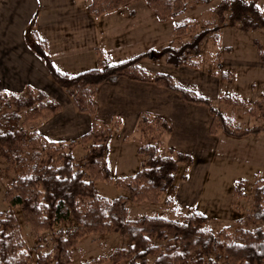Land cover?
<instances>
[{
    "label": "trees",
    "instance_id": "trees-1",
    "mask_svg": "<svg viewBox=\"0 0 264 264\" xmlns=\"http://www.w3.org/2000/svg\"><path fill=\"white\" fill-rule=\"evenodd\" d=\"M212 1L218 4L210 10V20L204 21L202 29H197L193 19L177 23L173 37L181 39L193 34L192 38L178 47L162 50L167 64L197 69L201 65L199 46L206 38L217 44L222 27L264 33V11L257 9L254 1L91 0L87 10L98 17L142 2L164 22ZM260 8L264 9V5ZM35 26L36 14L24 33L26 46L41 60L50 79L66 93L79 113L93 116L100 85L124 77L153 83L175 93L184 102L206 107L211 116L210 136L220 133L242 139L264 132V91L252 103L237 95L220 96L219 101L225 107L245 108L250 117L262 119L261 126L240 128L233 126L232 117L215 108L194 89L177 85L168 74H150L139 67L144 58H156L152 53L109 63L107 54L96 50L97 67L74 75L62 73L51 63L46 44L37 35ZM252 45L259 62L263 63V47L257 40ZM229 79L227 73L221 75V80ZM59 111L60 104L40 91L0 92V157L8 170L21 171L5 192L8 210L0 212V264L33 262L14 208L20 211L35 239V264H72V248L89 234H119L126 238L124 248H116L102 260L111 264H219L222 259L224 264H264V177L252 187V210L244 222L238 221L241 225L235 241H222L220 234H214L207 227V217L195 211L186 215L182 222L160 216L129 220L130 203L155 204L163 194L170 196L176 191L179 165L192 162L189 154L172 147L166 149V155L161 154L162 136L172 132L170 123L158 115H142L135 131V140L140 143L136 153L142 158L140 169L131 176L113 178L106 155L112 133L119 128V120L111 125L93 121L87 133L70 142H51L35 129L24 126ZM143 135L147 137L145 145ZM75 145L84 147L85 154L79 160L72 153ZM95 181L113 183L123 189L127 197H100L94 188ZM243 186L244 181H238L232 189L233 195L243 198ZM169 203L167 200L166 204ZM258 223L262 225L256 227ZM42 232L51 233L52 250L45 254L40 244Z\"/></svg>",
    "mask_w": 264,
    "mask_h": 264
},
{
    "label": "rangeland",
    "instance_id": "rangeland-1",
    "mask_svg": "<svg viewBox=\"0 0 264 264\" xmlns=\"http://www.w3.org/2000/svg\"><path fill=\"white\" fill-rule=\"evenodd\" d=\"M248 1H254L260 6L264 5V0ZM217 4L218 1H212L205 5H198L187 10L182 16L161 22L142 2L136 3L135 8L140 12V17L145 18V14H149L148 18L155 22L159 21L160 33V36L151 40L150 43H141L136 46V51L152 53L156 56L154 65H140L150 74L167 73L171 77L173 75L172 78L177 85L186 89H194L196 93L209 99L215 108L226 116L232 117L233 126L240 128L261 126L262 119L250 117L246 114L247 109L245 108L225 107L220 103L219 98L222 95H237L251 103L260 98L264 91V62H259L252 42L257 40L264 49L263 31L246 32L238 27H222L217 44L210 38H206L199 46L201 65L197 69L180 65L179 67L185 66L187 71L174 70L162 55L163 48L178 47L193 36L189 34L181 39L173 37L174 25L183 20L193 19L197 29L200 30L204 21L210 20V10ZM145 60L150 63L148 59ZM223 73H227L230 79L221 80ZM191 106V122L186 121L185 131L179 130L175 125L174 133L165 134L161 139L160 152L162 155H166V149L172 147L189 154L192 158L190 164L179 165L176 173V191L170 196L163 194L155 204L130 203L128 219L137 220L143 216H160L182 222L186 215L195 211L207 217V227L214 234H220L222 241H235L241 225L238 221L244 222L252 210V187L255 182L264 177V132L242 139H235L220 133L210 136L208 127L211 116L207 108ZM188 117L187 113L186 119ZM24 126L28 127L29 124ZM146 138V135H143L144 145L148 143ZM121 146L123 148L121 158L124 161L119 160ZM134 146H137L134 142L123 146L122 138L114 137L111 148L112 151H116L117 160L112 162L113 178L131 176L140 169L142 158L136 153ZM83 148L81 145L73 147L72 153L77 160L84 156ZM19 175H21L20 170H8L6 162L0 157V212L2 213L8 210L4 201L5 192L11 181ZM183 176L185 179H182ZM240 180L244 181L243 198H238L232 193L233 187ZM94 188L98 196L107 199L127 197L123 189L106 181H95ZM167 200L170 202L169 205L166 204ZM14 212L18 218L27 250L33 257L31 264H35V239L20 211L14 208ZM261 225L262 223H258L256 227ZM248 228L252 229V227ZM40 237L42 252L49 253L52 250L51 233L42 232ZM126 244V238L119 234H89L72 248V264H111L109 261L102 260L108 258L116 248H124ZM220 256L223 257L224 254L220 253ZM224 263L223 259L219 262V264ZM120 264H125V262Z\"/></svg>",
    "mask_w": 264,
    "mask_h": 264
},
{
    "label": "crops",
    "instance_id": "crops-1",
    "mask_svg": "<svg viewBox=\"0 0 264 264\" xmlns=\"http://www.w3.org/2000/svg\"><path fill=\"white\" fill-rule=\"evenodd\" d=\"M90 2L0 0V92L22 94L32 89L59 103L57 114L33 121L28 126L51 142L77 140L90 130L93 121L111 125L119 120V128L113 131L107 147L106 158L112 171V162L117 160L116 151L111 148L114 137H121L123 146L134 142L137 151L140 143L135 140V131L144 114L166 119L172 127L170 134L174 133L176 126L185 131L186 121L191 122L193 104L153 83L120 77L100 85L95 96L97 110L93 116L77 112L71 99L50 79L44 64L25 44L24 33L35 14V30L46 44L51 63L58 71L69 75L97 67L96 50L106 53L109 63H119L147 54L136 51V46L150 43L160 36L159 21L148 18L149 14L140 17L136 4L96 17L87 10ZM145 59L139 65L151 66L156 61ZM173 69L184 71L186 67ZM122 149L121 146L119 160L124 161Z\"/></svg>",
    "mask_w": 264,
    "mask_h": 264
},
{
    "label": "snow or ice",
    "instance_id": "snow-or-ice-1",
    "mask_svg": "<svg viewBox=\"0 0 264 264\" xmlns=\"http://www.w3.org/2000/svg\"><path fill=\"white\" fill-rule=\"evenodd\" d=\"M256 7H257V9H259V10H261V11H264V9H261V8H260V5H259V4H257Z\"/></svg>",
    "mask_w": 264,
    "mask_h": 264
}]
</instances>
